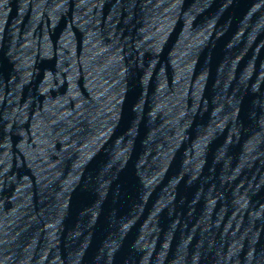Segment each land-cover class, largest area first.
<instances>
[{
	"label": "water",
	"instance_id": "95a60500",
	"mask_svg": "<svg viewBox=\"0 0 264 264\" xmlns=\"http://www.w3.org/2000/svg\"><path fill=\"white\" fill-rule=\"evenodd\" d=\"M169 0H0V264H102Z\"/></svg>",
	"mask_w": 264,
	"mask_h": 264
}]
</instances>
